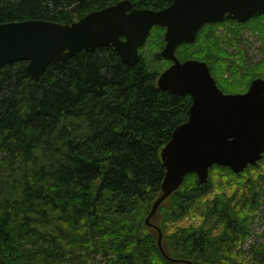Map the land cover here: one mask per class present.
Returning <instances> with one entry per match:
<instances>
[{
	"label": "trees",
	"instance_id": "obj_1",
	"mask_svg": "<svg viewBox=\"0 0 264 264\" xmlns=\"http://www.w3.org/2000/svg\"><path fill=\"white\" fill-rule=\"evenodd\" d=\"M118 1L0 0V22L70 23ZM130 1L155 10L172 2ZM227 23L237 27L219 33ZM242 26L260 42L259 62L247 61L237 44ZM163 31L151 28L133 64L106 45L52 61L36 78L24 60L0 66V264H264V241L248 244L247 259L232 254L264 208V174L237 184L252 166L235 174L214 165L205 183L189 173L158 206L150 221L163 250L180 261L164 258L157 229L145 222L161 194V148L187 120L192 100L156 84L169 64L159 56ZM176 54L206 61L223 91L242 92L264 76V15L205 23ZM215 171L244 191L205 198ZM192 210L203 223L180 224Z\"/></svg>",
	"mask_w": 264,
	"mask_h": 264
},
{
	"label": "water",
	"instance_id": "obj_2",
	"mask_svg": "<svg viewBox=\"0 0 264 264\" xmlns=\"http://www.w3.org/2000/svg\"><path fill=\"white\" fill-rule=\"evenodd\" d=\"M263 13L264 0H172L157 10L136 8L130 0H120L70 23L39 18L0 22V66L25 60L36 78L52 61L105 45H111L122 61L133 64L150 29L154 25L165 28L159 55L171 64L158 74L156 84L175 93H189L192 102L187 120L173 129L161 148L165 173L161 194L145 218L151 225L149 220L158 206L179 188L187 173H196L198 181L205 183L213 164L239 173L261 158L264 78L253 79L244 93H223L205 61L180 60L176 48L183 42H193L205 22H244ZM153 226L158 231L159 250L174 261L163 251L161 230Z\"/></svg>",
	"mask_w": 264,
	"mask_h": 264
},
{
	"label": "rangeland",
	"instance_id": "obj_3",
	"mask_svg": "<svg viewBox=\"0 0 264 264\" xmlns=\"http://www.w3.org/2000/svg\"><path fill=\"white\" fill-rule=\"evenodd\" d=\"M232 29H235L236 24L235 23H231V24H226V25H220L218 27V32L219 33H227L225 28L226 26H230ZM237 27V26H236ZM245 26L240 27V39L241 41H238V45L240 46V48H242V52L245 56V59H247V61H253V62H259L261 60L260 56V42L256 36L255 33H253L250 29L248 28H244ZM230 34V32L228 33ZM239 34V35H240ZM246 36L249 38V40H246ZM246 40V41H245ZM230 50V46L228 47ZM237 48V47H236ZM231 51V50H230ZM231 53V52H228ZM229 73L228 70L223 72L222 75V79L224 81H227L229 79ZM248 170L252 171V174L249 176H245V179L243 178H239L240 180H238L240 183L237 184H242L246 183V179L248 178H256L258 177V174L262 173L264 174V159L263 160H259V162L257 163V165L252 166L251 168H249ZM257 175V176H256ZM211 178L213 180V188L211 189V191L205 196V198H210L212 197L214 194H217L219 192H225L227 195L232 193L233 190L238 189V192H243L245 188H238V185H234L236 183H233L232 180H230L231 182L229 183V176L225 173H220V171H215L212 173ZM243 179V180H242ZM195 212H192L188 217H186L184 220H182L180 222V224L185 225L188 223H191L195 226L201 225L203 223L202 217L200 216V214L198 213L197 210H192ZM214 219L210 220V222L208 223V227H212L214 224ZM250 232L247 235L246 239L244 242H238L237 243V247L235 252H233L232 254H239L240 256V260H244L247 259V257L249 256L248 254V244H255L257 242H263L264 241V208H262L261 210H259L257 212L256 217L253 219L252 221V226L250 227ZM264 244V243H263ZM240 250H242V252H240ZM240 252V253H238ZM239 260V261H240ZM70 262V263H69ZM71 261H67L63 264H71ZM92 261L88 260V262L86 264H91Z\"/></svg>",
	"mask_w": 264,
	"mask_h": 264
},
{
	"label": "bare ground",
	"instance_id": "obj_4",
	"mask_svg": "<svg viewBox=\"0 0 264 264\" xmlns=\"http://www.w3.org/2000/svg\"><path fill=\"white\" fill-rule=\"evenodd\" d=\"M93 255V254H92Z\"/></svg>",
	"mask_w": 264,
	"mask_h": 264
}]
</instances>
